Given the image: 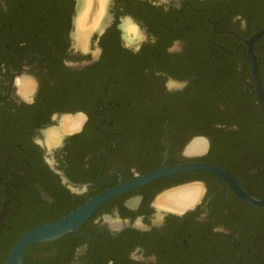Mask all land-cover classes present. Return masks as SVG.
Returning a JSON list of instances; mask_svg holds the SVG:
<instances>
[{"label":"flooded vegetation","instance_id":"1","mask_svg":"<svg viewBox=\"0 0 264 264\" xmlns=\"http://www.w3.org/2000/svg\"><path fill=\"white\" fill-rule=\"evenodd\" d=\"M91 2L0 0V264H264V0Z\"/></svg>","mask_w":264,"mask_h":264},{"label":"water","instance_id":"2","mask_svg":"<svg viewBox=\"0 0 264 264\" xmlns=\"http://www.w3.org/2000/svg\"><path fill=\"white\" fill-rule=\"evenodd\" d=\"M192 170H203V171L214 173L215 175L219 176L220 178L232 184L235 181V179H233L229 174L225 173L224 171L216 167L204 165V164L176 167L172 169H161V170L151 173L150 175L145 177V179L150 180L153 178H161L167 175L176 174L180 172H186V171H192ZM149 182H152V181H135V182H132L129 185V187L134 188V187H138L140 185H143ZM236 184L237 183H235V185ZM238 185H236V189L239 193V196L242 199H244L246 202L253 204V205H258V206L264 205V199L260 201L253 200L246 194V192L242 189V187ZM117 192H119V190L115 189L113 191H109L103 195H100L97 198H95L92 202H90L87 206L77 210L73 214L61 219L60 221L40 226L36 229H33L25 233L15 242L7 258L5 259L4 264H21L22 255L29 246L33 244H37V243L55 240L59 237L64 236L65 234L71 231H76L78 226L83 222V220L86 219V217L90 214V212L98 204H100L104 199L116 194Z\"/></svg>","mask_w":264,"mask_h":264},{"label":"bare ground","instance_id":"3","mask_svg":"<svg viewBox=\"0 0 264 264\" xmlns=\"http://www.w3.org/2000/svg\"><path fill=\"white\" fill-rule=\"evenodd\" d=\"M85 0H83V2H84ZM92 0H89V5L90 4H92V2H91ZM102 1L103 0H98V2H99V7L102 5ZM91 2V3H90ZM85 6V5H84ZM88 9H91V8H88V6H87V10ZM99 9V8H98ZM100 11V10H99ZM87 12V11H86ZM89 12H90V10H89ZM88 12V13H89ZM99 13V12H98ZM100 14V13H99ZM98 14V16H100ZM84 15V14H83ZM86 15V14H85ZM89 15V14H88ZM87 15V16H88ZM97 16V15H96ZM95 16V17H96ZM83 18H84V16H83ZM98 18V17H97ZM96 18V19H97ZM87 19V18H86ZM95 21V20H94ZM94 21L92 22L93 24H94ZM82 22V21H81ZM83 23V22H82ZM92 25V24H91ZM90 25V26H91ZM92 27V26H91ZM83 28L85 29V33H86V31H87V33H88V29H89V26H87V24H85L84 23V25H83ZM83 33V32H82ZM200 143V142H199ZM197 144V143H195L194 145H192V147L190 148V150L191 151H193V150H199V148L200 147H202L201 146V143L200 144ZM203 145V144H202ZM197 191L196 190H192V191H189V192H179V193H175V194H171L170 196H168V197H166L165 199H166V201H168V205H170V206H173V207H180L181 205H184L185 203H187V202H189L190 200H192L194 197H195V193H196ZM191 202V201H190Z\"/></svg>","mask_w":264,"mask_h":264}]
</instances>
